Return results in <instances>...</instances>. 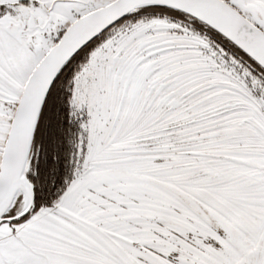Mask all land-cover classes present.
Masks as SVG:
<instances>
[{"label": "snow or ice", "instance_id": "snow-or-ice-1", "mask_svg": "<svg viewBox=\"0 0 264 264\" xmlns=\"http://www.w3.org/2000/svg\"><path fill=\"white\" fill-rule=\"evenodd\" d=\"M0 264H264V0H0Z\"/></svg>", "mask_w": 264, "mask_h": 264}]
</instances>
